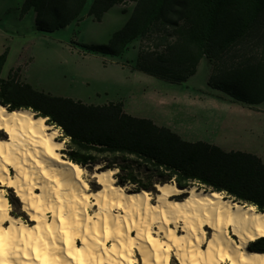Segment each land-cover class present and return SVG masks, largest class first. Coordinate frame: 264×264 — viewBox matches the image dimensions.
<instances>
[{
    "label": "trees",
    "instance_id": "trees-1",
    "mask_svg": "<svg viewBox=\"0 0 264 264\" xmlns=\"http://www.w3.org/2000/svg\"><path fill=\"white\" fill-rule=\"evenodd\" d=\"M127 1L94 0L89 15L101 21ZM130 1L135 3L133 14L109 43L82 46L120 56L140 40L134 69L178 84L195 75L206 58L212 88L251 107L264 103V0ZM87 3L25 0L22 11L34 10L39 31L55 32L80 20ZM7 54L0 55V104L47 118L65 140L67 159L91 171L95 164L117 169V184L132 186L130 191L155 192L158 184L175 182L221 192L264 212V160L257 154L189 141L170 127L127 113L123 102L87 103L38 90L15 72L4 78ZM250 247L264 252V236Z\"/></svg>",
    "mask_w": 264,
    "mask_h": 264
},
{
    "label": "bare ground",
    "instance_id": "bare-ground-1",
    "mask_svg": "<svg viewBox=\"0 0 264 264\" xmlns=\"http://www.w3.org/2000/svg\"><path fill=\"white\" fill-rule=\"evenodd\" d=\"M62 148L47 118L0 104V264H264L250 247L264 236L254 206L175 182L130 191L99 164L92 185ZM9 189L30 221L13 214Z\"/></svg>",
    "mask_w": 264,
    "mask_h": 264
},
{
    "label": "rangeland",
    "instance_id": "rangeland-1",
    "mask_svg": "<svg viewBox=\"0 0 264 264\" xmlns=\"http://www.w3.org/2000/svg\"><path fill=\"white\" fill-rule=\"evenodd\" d=\"M24 2L0 0V55L8 52L4 78L16 70V75L22 79L20 71L34 88L53 95L94 104L123 102L127 113L170 127L189 141H207L228 151L254 153L264 160V103L251 107L212 88L208 83L212 66L206 58L195 75L178 84L134 69L140 40L120 56L82 46L109 43L113 33L131 18L134 2L115 5L98 21L89 15L94 0H88L80 20L55 32L39 31L34 10L23 13ZM62 142L64 150L65 140ZM88 173L94 185L96 179L90 169ZM152 193L156 195L158 190ZM8 197L12 212L30 221L31 215L14 189H9ZM171 264L180 263L173 257Z\"/></svg>",
    "mask_w": 264,
    "mask_h": 264
},
{
    "label": "crops",
    "instance_id": "crops-1",
    "mask_svg": "<svg viewBox=\"0 0 264 264\" xmlns=\"http://www.w3.org/2000/svg\"><path fill=\"white\" fill-rule=\"evenodd\" d=\"M110 11V10H109ZM16 70H14V71H12L11 73H14ZM19 73L21 74V77H22V79L20 78V76L19 75H17V78L18 79H20V80H23V76H22V73L19 71ZM261 105V104H260Z\"/></svg>",
    "mask_w": 264,
    "mask_h": 264
},
{
    "label": "water",
    "instance_id": "water-1",
    "mask_svg": "<svg viewBox=\"0 0 264 264\" xmlns=\"http://www.w3.org/2000/svg\"><path fill=\"white\" fill-rule=\"evenodd\" d=\"M164 184H165V183H164ZM175 184H176V183H175ZM162 185H163V184H162ZM176 185H177L179 188H182V189H183V188H187V187H180L178 184H176ZM190 188H191V187H190Z\"/></svg>",
    "mask_w": 264,
    "mask_h": 264
},
{
    "label": "built area",
    "instance_id": "built-area-1",
    "mask_svg": "<svg viewBox=\"0 0 264 264\" xmlns=\"http://www.w3.org/2000/svg\"><path fill=\"white\" fill-rule=\"evenodd\" d=\"M130 1V0H129ZM128 2V1H127ZM127 2H125L124 4H126ZM131 2H133V1H131Z\"/></svg>",
    "mask_w": 264,
    "mask_h": 264
},
{
    "label": "snow or ice",
    "instance_id": "snow-or-ice-1",
    "mask_svg": "<svg viewBox=\"0 0 264 264\" xmlns=\"http://www.w3.org/2000/svg\"><path fill=\"white\" fill-rule=\"evenodd\" d=\"M69 255H71V254L69 253Z\"/></svg>",
    "mask_w": 264,
    "mask_h": 264
}]
</instances>
